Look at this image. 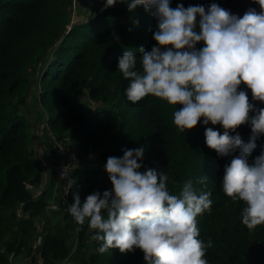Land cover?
I'll return each instance as SVG.
<instances>
[{
	"label": "trees",
	"instance_id": "trees-1",
	"mask_svg": "<svg viewBox=\"0 0 264 264\" xmlns=\"http://www.w3.org/2000/svg\"><path fill=\"white\" fill-rule=\"evenodd\" d=\"M72 2L0 0V233L8 218H13L21 233L26 234L33 218L44 216L47 205L46 189L32 193L41 181V166L25 131L26 125L32 126L26 99L31 92L37 97V108L45 115L41 123L45 122L57 136L67 137L82 159L72 170L68 203L73 202L74 193L83 202L93 191L111 190L104 168L107 158L121 157L122 148L142 146L145 153L138 161L142 164L138 171L152 168L166 174L170 194L179 195L189 180L198 193L211 192V209L196 218L198 238L206 244L209 239L212 242L204 257L208 264H264V224L249 230L241 223L245 203L233 200L222 190L224 166L238 151L219 157L205 144V128L222 133V126L211 122L204 125L201 118L192 129L181 131L173 116L180 105H170L151 95L134 104L126 97L129 81L118 69V57L131 51L137 57V69L140 68L139 48L150 51L156 45L152 35L157 21L151 12L143 5L129 11L119 0L101 10L105 0H90L83 17L71 20ZM85 2L80 0L77 6ZM212 3L237 16L249 8L260 11L256 0H170L172 8L182 4L185 8L204 6L206 11ZM75 12L78 14L79 8ZM195 47H203V42ZM32 63L37 64L33 79L29 74ZM32 81L36 87L28 90ZM238 90L246 91L255 107L264 108V103L252 100L245 84L241 83ZM80 95L86 99L79 101ZM236 132L248 142L250 124H242L230 135ZM256 145L249 163L264 148V134ZM50 173L51 166L47 186L51 185ZM16 208L21 214L15 213ZM68 219L69 214L64 212L61 232L43 233L38 249L31 253L28 244L23 254L35 255L42 263L63 259L68 253L64 235ZM74 226L78 244L88 235L91 245L75 264H146L139 248L126 253L119 249L99 253L98 243L92 238L95 230L88 228V221L84 225L75 221ZM25 244L21 236L6 242L0 249V264H13L11 259Z\"/></svg>",
	"mask_w": 264,
	"mask_h": 264
},
{
	"label": "clouds",
	"instance_id": "clouds-1",
	"mask_svg": "<svg viewBox=\"0 0 264 264\" xmlns=\"http://www.w3.org/2000/svg\"><path fill=\"white\" fill-rule=\"evenodd\" d=\"M117 2L105 0L101 10ZM119 2L129 11L143 5L157 21L152 35L156 45L150 51L139 48V69L133 52L118 57V69L129 81L128 101L135 104L151 95L180 105L173 116L181 131L192 129L201 118L204 125L220 124L222 133L205 128V144L219 157L238 151L224 166L222 190L245 203L241 223L249 230L264 224V148L248 160L264 134V108L255 107L246 91L238 90L243 83L253 101L264 103V0H256L259 12L249 8L242 16L216 3L206 11L182 4L172 8L170 0ZM198 42L203 47L197 50ZM242 124L251 127L246 143L238 132L230 135ZM121 151V157H108L104 165L112 189L93 191L83 202L74 193L68 207L78 225L87 219L88 228L95 230L96 251L139 248L146 264H208L204 257L212 242L198 238L196 218L211 209V192L198 193L189 180L179 195L170 194L166 174L152 168L138 171L144 147Z\"/></svg>",
	"mask_w": 264,
	"mask_h": 264
},
{
	"label": "crops",
	"instance_id": "crops-1",
	"mask_svg": "<svg viewBox=\"0 0 264 264\" xmlns=\"http://www.w3.org/2000/svg\"><path fill=\"white\" fill-rule=\"evenodd\" d=\"M80 1V0H79ZM34 115H37L34 118V124L35 127L40 125L43 117V113H37V111L33 112ZM34 127V126H33ZM35 128V135H31L29 137V146L32 148V145L34 147V150L36 151L40 166H41V181L35 188L33 189V195L37 194L40 190L46 189L45 196L47 198V203L52 196L53 190L51 185L47 186V183L49 182V170L51 166V154L48 150V143L45 140V136L41 135L40 133H37V130ZM96 162V161H93ZM103 192H101L102 194ZM49 197V198H48ZM15 213H19L18 208L15 209ZM21 214V213H19ZM62 212L58 210L57 208L49 207L47 204V207H45V214L44 216L33 218L32 222L30 223L28 230L26 234H22L19 230V227L16 223V221L13 218H8V221L6 223V227L3 232L0 233V249H3L6 245V242L11 241L14 237L21 236L27 244L23 246L21 249V252L18 253L13 259H11V262L13 264L20 263V264H75L77 260L84 254L86 248H88L90 245L89 237L88 235H85L81 239V244H78V240L76 238V230H75V220L74 218L69 215L68 219V226L65 229L64 235L66 242L68 244V253L64 256L63 259L56 261L54 263H42L39 259L35 257V255L31 256L30 254L28 256L24 255L25 251L27 250V245L29 244L31 246V253L34 252L36 249H38L40 245V241L42 239L43 233L45 232H56L60 233L61 229L63 228V224L65 220H62ZM25 215V212H24ZM87 220V219H86ZM95 264V263H92Z\"/></svg>",
	"mask_w": 264,
	"mask_h": 264
},
{
	"label": "built area",
	"instance_id": "built-area-1",
	"mask_svg": "<svg viewBox=\"0 0 264 264\" xmlns=\"http://www.w3.org/2000/svg\"><path fill=\"white\" fill-rule=\"evenodd\" d=\"M41 131L46 135L48 150L51 154V187L52 196L48 200V206L57 208L62 213L68 212L70 203L66 201L67 188L72 180V170L78 164L82 163V159L78 158L73 146L67 137L57 136L53 133L44 122ZM40 131V130H39ZM47 207V205H46Z\"/></svg>",
	"mask_w": 264,
	"mask_h": 264
},
{
	"label": "rangeland",
	"instance_id": "rangeland-1",
	"mask_svg": "<svg viewBox=\"0 0 264 264\" xmlns=\"http://www.w3.org/2000/svg\"><path fill=\"white\" fill-rule=\"evenodd\" d=\"M87 2H85L84 3V5H81V6H77V3H79V5H80V1H78V0H73V2H72V6L70 7V19L71 20H76L77 18H81V17H83V14H84V10L86 11L87 9H88V7L91 5V2H90V0H86ZM75 6V7H74ZM86 7V8H85ZM77 8H79V10H80V12L78 13V14H76V12H75V10L77 9ZM85 8V9H84ZM70 24V22L69 23H67V26ZM36 69H37V64L36 63H32L31 65H30V67H29V74H30V77H32V79H33V76L34 75H36ZM33 86H35L36 87V83L35 82H31V85H30V87H29V89L28 90H30V88L32 89V87ZM37 91V90H36ZM26 99H27V106L29 107V109H30V112L32 113V115H31V125L32 126H30L29 124L28 125H26L25 126V131H27V134H28V136L30 137V133H31V135H35V124L33 125V123H34V118L37 116V115H34V111H37V113H35V114H38L39 112H42V113H44L43 111H41L40 109H38L37 107H38V102H37V97L36 96H32L31 95V92H28L27 93V97H26ZM86 99V98H85ZM84 99V100H85ZM90 103V105L91 106H93V104H92V102H89ZM34 126V127H33ZM41 129H42V125H41V123H40V125L39 126H37V128H36V130H37V133L39 134H41V135H44L45 136V140L47 141V137H46V135L44 134V132L43 131H41ZM40 130V131H39ZM32 148L34 149V147H33V145H32ZM36 155H37V153H36ZM95 155V154H94ZM37 157H38V155H37ZM88 160H92V158H88Z\"/></svg>",
	"mask_w": 264,
	"mask_h": 264
},
{
	"label": "water",
	"instance_id": "water-1",
	"mask_svg": "<svg viewBox=\"0 0 264 264\" xmlns=\"http://www.w3.org/2000/svg\"><path fill=\"white\" fill-rule=\"evenodd\" d=\"M85 99L84 95L79 96V101H83Z\"/></svg>",
	"mask_w": 264,
	"mask_h": 264
}]
</instances>
